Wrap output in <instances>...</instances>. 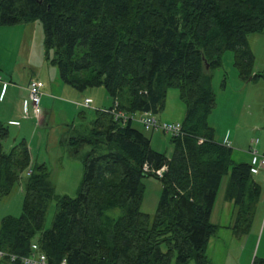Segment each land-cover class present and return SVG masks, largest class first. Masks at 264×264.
<instances>
[{"label": "trees", "instance_id": "16d2710c", "mask_svg": "<svg viewBox=\"0 0 264 264\" xmlns=\"http://www.w3.org/2000/svg\"><path fill=\"white\" fill-rule=\"evenodd\" d=\"M35 20L60 79L78 91L103 86L111 105L68 138L73 155L88 146L74 197L54 194L25 141L4 151L9 123L0 120V199L26 176L20 215L0 218V250L28 256L36 243L49 264H212L206 250L218 225L210 215L222 177L228 174L224 199L234 206L229 227L237 237L250 231L261 186L252 164L235 162L232 148L214 138L209 71L232 50L243 80L259 76L247 35L264 28V0H0V25ZM168 87L186 104L170 157L132 125L136 113L159 112ZM115 103L125 122L110 113ZM162 166L161 177L151 171ZM145 176L161 182L152 217L140 210ZM51 199L57 211L44 229Z\"/></svg>", "mask_w": 264, "mask_h": 264}, {"label": "rangeland", "instance_id": "374dc122", "mask_svg": "<svg viewBox=\"0 0 264 264\" xmlns=\"http://www.w3.org/2000/svg\"><path fill=\"white\" fill-rule=\"evenodd\" d=\"M247 42L253 56L251 70L253 74H259L258 77L250 80L241 78L232 50L223 51L220 64L209 71L215 105L207 122L213 128L217 141L230 138L239 147L238 150L232 146L231 157L235 162L250 160L245 155L249 146L254 147L258 154L264 153V28L260 32L248 34ZM31 78L44 84V95H41L40 101L41 109H45L43 123L40 122L42 118L37 122L24 113L27 92L19 98L24 83ZM10 84L16 86L14 92L9 90ZM85 96L92 100L88 107L77 104ZM110 105L111 99L103 86L78 91L60 79L57 67L45 58L44 30L39 20L0 25V118L20 111L16 116L20 124H8V135L2 141L3 149L8 151L12 145L25 141L31 161L44 163L54 194L76 196L83 176L81 155L88 150V146L83 145L78 155H73L68 138L74 135L75 130L90 127L96 117V110H103ZM185 109L186 104L180 97L179 89L168 87L163 107L155 117L161 122L181 123ZM139 115H133L132 125L150 138L153 149L170 157L173 152L172 134L144 129L136 120ZM255 139L257 143L251 145ZM25 178L23 173L12 191L0 199V218L8 214L20 215L24 196L22 181ZM253 178L261 186L260 197L255 205L250 231L237 237L229 227L233 221L231 212L234 206L224 199L228 174L222 177L210 215V221L218 225L206 250V256L212 264H252L254 257L264 258V169H259ZM142 183L144 190L140 210L152 217L156 212L161 182L153 176H145ZM56 211L55 199L49 200L44 229L51 227ZM172 263L175 264L174 259ZM186 264H193V260Z\"/></svg>", "mask_w": 264, "mask_h": 264}, {"label": "built area", "instance_id": "2783aa9c", "mask_svg": "<svg viewBox=\"0 0 264 264\" xmlns=\"http://www.w3.org/2000/svg\"><path fill=\"white\" fill-rule=\"evenodd\" d=\"M43 90V83L36 79L31 78L28 82L27 86V96L24 100V113L26 115L32 116L37 122H39L42 118V109L40 107V100ZM78 105H82L84 107H88L91 104L90 98H84L81 103H77ZM106 109V108H105ZM110 113L114 116V119H121L123 122L128 120L129 116L123 114L122 112L116 110V103L113 105V107L110 109ZM133 117V116H132ZM144 129L151 130V131H162L164 133H171L172 135H178L182 132V126L180 122H161L155 117V114L151 112H143L140 113V115L136 119ZM9 124L12 125H18V121H10ZM257 143V139L251 141V145H255ZM224 144L226 146H229L230 143L228 141H225ZM251 154L254 155L255 163L252 164L251 171L253 173H258L259 169L264 168V153L258 154L257 150L253 147L250 149ZM144 172H148L149 168L145 164L143 166ZM165 170V166H162L156 170H153V172L161 177L163 175V172ZM30 170H28V173ZM9 257V260L14 262L16 260H19L20 264H49L46 258V255L39 250L38 245L36 243H33L31 245V253L28 256H21L18 257L14 254H8L4 251L0 250V258L3 257ZM57 264H67L66 259L63 258L59 263Z\"/></svg>", "mask_w": 264, "mask_h": 264}, {"label": "crops", "instance_id": "0c3cea01", "mask_svg": "<svg viewBox=\"0 0 264 264\" xmlns=\"http://www.w3.org/2000/svg\"><path fill=\"white\" fill-rule=\"evenodd\" d=\"M28 81L29 80H27V82L26 83H24V88H23V91H20L22 94H20L19 95V98H21V96H25V94H26V92H27V86H28ZM12 83V82H11ZM43 87H44V84H43ZM58 88L60 87L59 85L57 86ZM8 88V87H7ZM17 88H16V86H11V84H10V88H9V90L10 91H12V92H14V90H16ZM43 95H44V92L42 93ZM84 98H90V97H88V96H85ZM83 98V99H84ZM91 99V98H90ZM43 101H45V99H44V97H43V99H42ZM41 101V100H40ZM42 102V101H41ZM91 103H92V100H91ZM43 109V115H42V121H40V122H44V119H45V109L44 108H42ZM20 114V111H19V113H17V114H12V113H10V114H8V116L7 117H4V119H5V121H6V123H9L10 121H18L17 120V118H16V116H18ZM4 119H3V117H2V119L0 118V120L1 121H3V122H5L4 121ZM19 122V121H18ZM19 124H20V122H19ZM18 124V125H19ZM12 125V124H11ZM235 141H237L236 139H234ZM225 141H228L229 143H230V147L233 149V147L232 146H235V148L236 149H238L237 148V145L234 143V141L233 140H231L230 138H227V139H224V141L222 140V142L224 143ZM151 142V141H150ZM150 145H151V143H150ZM239 146V145H238ZM250 148L248 149V153L246 152L245 153V155L247 156V157H249L250 158V160H245L244 162H250L251 164H254L255 163V159H257V158H255L254 157V155L253 154H251V152H250V149H251V146H249ZM239 150V149H238ZM238 152V151H237ZM240 152V151H239ZM244 152V151H243ZM263 152V151H262ZM253 161H254V163H253ZM264 169V168H263ZM227 206H228V204H227ZM228 207H230V206H228ZM229 210H230V208H228ZM233 213L234 212H231V215H232V217H233ZM230 224H231V222H230Z\"/></svg>", "mask_w": 264, "mask_h": 264}, {"label": "water", "instance_id": "95a60500", "mask_svg": "<svg viewBox=\"0 0 264 264\" xmlns=\"http://www.w3.org/2000/svg\"><path fill=\"white\" fill-rule=\"evenodd\" d=\"M205 68H206V69H208V68H209V65H208L207 63L205 64Z\"/></svg>", "mask_w": 264, "mask_h": 264}, {"label": "bare ground", "instance_id": "6f19581e", "mask_svg": "<svg viewBox=\"0 0 264 264\" xmlns=\"http://www.w3.org/2000/svg\"><path fill=\"white\" fill-rule=\"evenodd\" d=\"M144 165H145V164H144ZM146 165H147V164H146ZM147 166H148V165H147ZM148 168H149V167H148ZM29 170H30V169H29ZM30 171H31V170H30ZM143 171H144V170H143ZM149 171H150V169H149ZM149 171H148V172H149ZM151 171L153 172V170H151ZM153 173H154V172H153ZM155 175H156V174H155Z\"/></svg>", "mask_w": 264, "mask_h": 264}]
</instances>
